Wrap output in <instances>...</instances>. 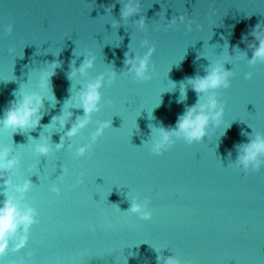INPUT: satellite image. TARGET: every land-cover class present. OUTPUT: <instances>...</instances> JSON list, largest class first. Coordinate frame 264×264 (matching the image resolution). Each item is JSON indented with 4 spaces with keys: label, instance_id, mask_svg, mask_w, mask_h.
<instances>
[{
    "label": "water",
    "instance_id": "water-1",
    "mask_svg": "<svg viewBox=\"0 0 264 264\" xmlns=\"http://www.w3.org/2000/svg\"><path fill=\"white\" fill-rule=\"evenodd\" d=\"M126 2L0 0V119L16 99L13 93L50 98L40 78L52 62H61L52 77L57 102L45 99L40 125L24 133L0 125V145L20 157L13 183L32 182L22 203L39 213L28 247L10 251L4 264H157L158 254L182 264H264V168L246 174L236 164L238 146L264 133V64L252 66L234 51L238 45L251 59V32L257 25L264 30V0H140L141 13L124 25ZM181 14L193 21L191 31L187 22L166 26ZM140 15L146 29L135 23ZM116 20L119 28L112 26ZM145 40L156 48L153 78L138 81L125 65L126 53L143 56ZM227 47L233 57L225 68L235 75L231 87L218 90L224 124L210 127L203 142L174 138L163 155L152 153L156 128L174 127L198 100L189 87L187 100L179 102L187 78L206 75L210 61L226 59ZM89 52L95 67L70 80L72 61L79 67ZM112 70L118 75L105 80L101 111L87 128L65 138L62 150L52 145L47 157L36 153L45 138L61 142L64 129L50 124L52 118L67 119L70 110L69 130L84 114L76 108L77 91ZM99 122L112 127L87 155L77 156ZM134 198L150 202L151 220L128 211Z\"/></svg>",
    "mask_w": 264,
    "mask_h": 264
},
{
    "label": "clouds",
    "instance_id": "clouds-1",
    "mask_svg": "<svg viewBox=\"0 0 264 264\" xmlns=\"http://www.w3.org/2000/svg\"><path fill=\"white\" fill-rule=\"evenodd\" d=\"M107 11H112V9L109 8ZM141 11L140 0H127L120 10V17L125 22L124 25L127 24L130 18L139 15ZM184 22H187L188 29L191 31L193 21L183 14L172 18L166 26L173 27ZM135 23L140 29L148 27L144 15H140V19L136 20ZM112 26L119 28L120 21L116 20ZM13 31L14 25L9 24L7 32L10 34ZM251 36L254 37V40L248 44L253 53L251 59H248L247 53L242 51L238 45L234 51L241 54L242 58H247L248 63L252 66L264 64V30H261L260 25H257L256 29L251 32ZM143 46L148 48L143 56L136 55L133 57L126 53L125 65L129 74H134L138 81H149L153 78L150 74V65L156 48L150 46L148 40L143 41ZM232 57L229 50L228 56L223 61L217 60L213 63L206 57L211 62L205 69L206 75L187 78V84L184 85L182 91L180 90L179 102L182 103L187 100L189 87L197 93L198 100L194 105L186 108L185 112L179 116L174 127L165 128L161 126L156 128L158 138L151 145L152 153L163 155L175 144L174 138H182L188 144L203 142L204 138L208 136L210 127L219 128L224 124L225 106L221 104L218 98V90L231 87V78L235 73L227 70L225 65L231 63ZM95 63L96 56L92 52L84 56V60L79 67H76V61L73 60L69 79L72 80L77 75L87 76L89 70L95 67ZM60 67V61L52 62L50 69L43 70L40 78V88L47 90L50 93V98L41 92H21L19 96H17V92L13 93L16 99L12 102L11 107L5 111L3 118L0 119V125H3L5 129L13 130V133L35 130L45 114V99L51 101L53 106L57 102L53 93L52 77L56 75V70ZM117 75V72L112 70L109 74L102 73L94 80L87 81L76 94V108L83 109L84 114L77 117L76 122L72 123V127L67 131L65 129L70 123L73 113L69 110L67 119L63 118V114L54 116L50 124H54L57 129H64L61 142L53 144L48 138H45L43 142L35 145L36 153L47 157L53 151L52 145L56 150H62L65 145V138L76 137L82 130L87 128L92 122L93 114L101 111V104L104 100L102 88L105 80L107 79L109 83L114 82ZM252 77V72L247 73L246 79L251 80ZM173 84L175 85V83ZM183 84L184 82H181V85ZM151 119H155L152 114ZM109 127H112V122H99V127L91 137V143L80 146L76 152L77 156L84 157L87 155L93 144L99 140L105 129ZM230 127L231 124L225 127L224 130ZM249 140L250 142L238 146L236 158L237 166L242 167L246 174L259 172L261 168H264V133L257 132L249 137ZM19 164L20 157L14 154L13 149L0 145V181H3L0 188L4 189L0 192V195L5 197L3 201H0V264H4L10 251L19 253L28 247L32 228L39 223L37 209L22 203V199L32 190V182L26 180L22 183H13L12 174H14ZM52 190L58 194L61 191L59 187H54ZM17 194L19 195L17 196ZM149 203L147 199L140 202L139 198H134L131 200V207L128 211L138 214L141 219L151 220L153 213L149 209ZM32 255L34 253H29V256ZM157 264H182V261L173 255L163 257L158 254Z\"/></svg>",
    "mask_w": 264,
    "mask_h": 264
}]
</instances>
